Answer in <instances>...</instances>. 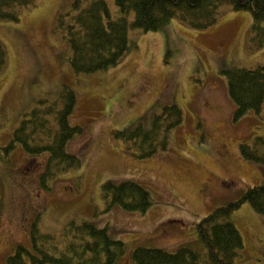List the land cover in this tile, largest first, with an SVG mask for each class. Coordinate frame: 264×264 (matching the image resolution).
<instances>
[{
	"label": "rangeland",
	"instance_id": "rangeland-1",
	"mask_svg": "<svg viewBox=\"0 0 264 264\" xmlns=\"http://www.w3.org/2000/svg\"><path fill=\"white\" fill-rule=\"evenodd\" d=\"M35 1L18 21L0 20L7 51L0 72V146L11 141L25 113L42 100H54L67 84L77 95L70 121L83 127L68 150L80 156L82 165L52 179L46 189L39 178L43 158L28 156L18 143L12 161L0 158V264H8L18 245H30L28 227L39 213L41 229L55 236L71 220L106 227L126 243L119 264H133L130 254L138 246L198 247L196 224L264 180V168L240 150L241 143L254 146L257 137L264 139V103L234 120L222 72L234 64L264 66V47L248 49L251 11L222 3L207 28L177 18L157 31L131 28L132 46L120 64L77 74L61 58L68 47L55 33L59 15L74 0ZM106 1L117 12L115 0ZM173 104L183 120L169 132L167 147L152 157H135L114 136L138 121L149 125ZM127 179L149 190L152 205L145 213L108 208L102 185ZM232 217L244 245L235 264H264V215L244 203Z\"/></svg>",
	"mask_w": 264,
	"mask_h": 264
},
{
	"label": "trees",
	"instance_id": "trees-1",
	"mask_svg": "<svg viewBox=\"0 0 264 264\" xmlns=\"http://www.w3.org/2000/svg\"><path fill=\"white\" fill-rule=\"evenodd\" d=\"M113 12L106 0H74L67 12L60 14L56 35L66 44L61 58L79 73L108 70L120 64L132 46L130 29L157 31L174 18L195 28L215 23L218 7L229 3L235 10H249L253 25L248 49L264 47V0H115ZM36 6L35 0H0V20L18 21L24 9ZM133 14V20L130 15ZM7 51L0 41V72L6 68ZM227 76L228 95L235 105L234 120L250 110H260L264 103V66L245 68L230 65L222 71ZM25 113L11 141L0 146V158L13 160L16 143L31 157L43 158L40 184L80 168V156L68 150L69 141L83 133V127L70 121L76 103L75 90L63 84L58 97L42 100ZM183 120L178 105L165 106L149 125L138 121L114 136L124 140L126 149L137 158H149L168 145L169 132ZM254 146L241 143L242 155L264 168V139ZM6 164H9L6 162ZM3 174L0 170V222L3 208ZM108 208L118 207L129 213H145L152 205L149 190L135 180L107 181L102 185ZM244 203L264 215V180L249 187L236 200L215 208L196 224L198 247L187 243L174 250L138 246L130 254L133 264H235L243 239L233 222V213ZM41 213L28 227L30 245L20 244L9 255L8 264H119L126 253V243L114 239L106 227L83 220L69 221L60 234L41 229ZM123 257V258H122Z\"/></svg>",
	"mask_w": 264,
	"mask_h": 264
}]
</instances>
